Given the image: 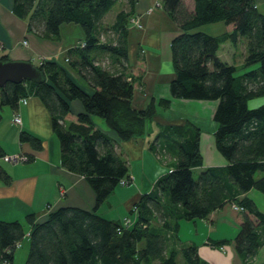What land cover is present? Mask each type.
<instances>
[{
  "label": "trees",
  "instance_id": "1",
  "mask_svg": "<svg viewBox=\"0 0 264 264\" xmlns=\"http://www.w3.org/2000/svg\"><path fill=\"white\" fill-rule=\"evenodd\" d=\"M119 1L13 0V12L28 20L29 32L59 39L62 24L75 22L83 27L85 39L68 50V62L35 63L43 74L41 82H8L1 87L0 120L4 107L17 109L22 99L39 97L51 114L62 166L83 175L96 194L91 210L62 206L39 222L29 215L33 227L25 264H207L196 244L174 246L179 222L207 218L228 202L245 210L234 243L243 260L252 262L264 243V212L245 195L252 188L264 193V104L249 106V100L264 96V13L256 0H195L194 10L183 0H161L181 29L171 43L175 70L171 95L218 100L216 145L229 163L202 168L194 176L195 169L203 166L200 129L195 127L192 138L185 134L179 141L174 167L135 203L131 210L135 221L125 226L97 212L123 179L131 181V175L116 138L95 124L93 117L104 120L121 140H128L145 132L146 121L156 110L154 101L146 108L133 106L128 35L134 0H127L129 8L120 10L112 24L104 23ZM216 22L232 24L234 29L218 35L201 30ZM240 38L247 47L244 66L257 67L237 75V67L223 61L218 50L224 41L236 43ZM4 49L0 42V51ZM10 59L7 53L0 55V60ZM71 69L92 92L73 79ZM73 100H80L84 111L66 123ZM161 104L168 105L169 100ZM20 141L37 150L44 147L43 139L28 130L21 131ZM6 155L0 145V158ZM27 158L30 162L35 156ZM0 176L6 183L11 181L2 167ZM24 237L21 221L0 220V263H13ZM226 242L215 240L213 245L219 248Z\"/></svg>",
  "mask_w": 264,
  "mask_h": 264
},
{
  "label": "crops",
  "instance_id": "2",
  "mask_svg": "<svg viewBox=\"0 0 264 264\" xmlns=\"http://www.w3.org/2000/svg\"><path fill=\"white\" fill-rule=\"evenodd\" d=\"M123 1L125 3L122 9H128V1ZM183 1L190 10H194L195 0ZM256 4L264 13V0H256ZM151 8L153 10L150 13ZM134 16L140 19L141 24L131 25L128 35V65L134 79L133 106L138 109L146 108L154 101L155 108H152L156 113L147 119L146 130L142 135L128 140H121L116 132L109 127L105 128L104 120L93 117L95 124L116 138L118 150L129 161L131 181L127 185L133 181L138 182L139 174L140 178L144 179L151 171H156V176L159 177L169 172L165 171L162 165L174 167L179 141L184 139L185 134L192 138L195 127L200 129V149L203 155V166L196 169L200 171L210 166H227L228 159L219 151L212 138V131L216 133L218 129L215 123L218 100L184 99L171 95L170 84L175 77L171 43L181 32L179 25L166 12L161 0H134L132 18ZM104 23L110 24L106 19ZM27 26L28 20L18 17L13 12V0H0V42L5 48L0 51V55L7 53L13 60H31L34 63H39L43 59L63 63L68 50L85 39L83 27L75 22L62 24L59 39L41 37L29 32ZM233 29L232 24L216 22L205 25L202 30L218 35ZM24 41L28 43L25 44ZM246 55L247 47L242 38L236 43L224 41L218 50V56L223 61L237 67V75L257 67L244 66ZM70 74L82 88L92 92L93 89L77 71L71 69ZM161 100H169V104L159 105ZM83 111V103L80 100H73L71 112L66 116L65 122L76 120ZM15 114L20 115L21 124L14 121ZM205 126H211V132ZM181 129H184V133L179 134ZM22 130H28L41 137L44 147L37 150L30 143H22L20 141ZM207 132L211 137L205 144L204 137L207 136ZM0 145L7 155L35 156L33 161L15 163L0 158L6 162L2 164L0 161V167L11 175L9 183L0 176V220H19L23 223L25 237L16 248L12 264H25L31 246V237L28 233L33 227L28 221L29 215L32 214L34 221L39 222L45 220L51 211L62 206L91 210L95 207L96 194L83 175L62 166L60 141L53 131L51 114L39 97L31 95L26 103H19L17 109L4 107L0 120ZM139 160L141 162L148 160L150 173L143 165L142 170L140 166H136L138 169L136 172L135 162L140 165ZM151 175L150 180H154L156 176ZM155 182L148 188L137 186L118 189L117 186L97 212L123 223L126 218L136 216L131 210L144 193L153 189ZM245 195L253 199L264 212L263 192L252 188ZM244 213L245 210L235 208L233 202H228L207 218L187 220V223L182 219L176 233L179 239L173 240L174 246L196 244L200 256L207 264H261L264 261V243L252 262L243 260L235 249L234 238L240 230ZM133 219L134 222L135 217ZM184 226L189 229L186 236H182ZM215 240L227 242L218 248L213 245Z\"/></svg>",
  "mask_w": 264,
  "mask_h": 264
},
{
  "label": "rangeland",
  "instance_id": "3",
  "mask_svg": "<svg viewBox=\"0 0 264 264\" xmlns=\"http://www.w3.org/2000/svg\"><path fill=\"white\" fill-rule=\"evenodd\" d=\"M123 3H125L123 0H120L119 2H117V4L109 11V13L107 14V16H106V22L108 23V22H110V24L112 23L111 21H114V19H115V17H116V14L124 7L123 6ZM205 26V25H204ZM204 26H202L201 27V30L203 29V27ZM211 27V26H210ZM238 72V71H237ZM262 104H264V97H262V96H260V97H255V98H253V99H251V100H249V106L251 107V108H254V106H256V107H258V106H260V105H262ZM214 121V120H213ZM215 122V121H214ZM216 124H217V126H218V122H215ZM104 126H105V128H108V126H107V124H106V122L104 121ZM205 128H207V130H210V132H211V126H205ZM210 128V129H209ZM206 135L207 136H205L204 137V142H205V144H206V142H207V140L209 139V137H211V134L209 133V132H207L206 133ZM212 138L214 139V141L216 142V135H215V132H213L212 131ZM208 154V153H207ZM1 161V163L2 164H6V162H4L3 160H0ZM140 161V160H139ZM135 163H137V164H135V167L136 166H140L141 167V170H142V165L143 166H145V169L147 170V172H149L150 173V164H149V162H148V160H146V161H144V162H139L140 163V165L138 164V162H135ZM166 164V163H165ZM130 165H131V163H130ZM163 167H165V171H170L171 170V168H172V166H170V165H162ZM130 170H131V168H130ZM136 172H138V169H137V167H136ZM152 174V175H151ZM198 174H199V171L196 169L195 170V172H194V176L195 177H198ZM150 175L152 176V177H155L156 176V171H154V172H152L151 171V173H150ZM150 175H148V177L147 178H140V174H139V178H138V182H135V181H133L132 183H130L129 185H126V186H124L123 187V185L122 184H119L118 185V189H121V188H125V187H133V188H137V186H140V187H143V186H147L146 188H148V187H150V186H152L153 185V183L156 181V179L159 177V175H157L155 178H154V180L153 179H151L150 180ZM258 176H260V173H258ZM135 214V213H134ZM136 215V214H135ZM132 217V216H131ZM130 217V218H131ZM135 217V216H134ZM134 217H132L131 219L132 220H134L133 218ZM184 223H187V220H185L184 221ZM155 224H158V221H155V223L153 224L154 226H156ZM188 230L189 229H187V227L186 226H184V229H183V234H182V236H186L187 234V232H188ZM229 248V247H228Z\"/></svg>",
  "mask_w": 264,
  "mask_h": 264
},
{
  "label": "water",
  "instance_id": "4",
  "mask_svg": "<svg viewBox=\"0 0 264 264\" xmlns=\"http://www.w3.org/2000/svg\"><path fill=\"white\" fill-rule=\"evenodd\" d=\"M39 83L43 74L31 60H0V88L8 82L21 83L23 81Z\"/></svg>",
  "mask_w": 264,
  "mask_h": 264
},
{
  "label": "built area",
  "instance_id": "5",
  "mask_svg": "<svg viewBox=\"0 0 264 264\" xmlns=\"http://www.w3.org/2000/svg\"><path fill=\"white\" fill-rule=\"evenodd\" d=\"M157 6H158V5H157ZM152 10H153V8H151V9L149 10V12L151 13ZM140 24H141V23H140V19H139L138 17L134 16V17L131 19V25H138V26H140ZM24 43L27 44L28 41H24ZM64 62H68V58H66ZM27 101H28V98H24V99H22V100L20 101V103H23V102L26 103ZM14 121H15L17 124H21V117H20L19 114H15V116H14ZM4 159H5L6 161H9V162L15 163V162H20V161H27L28 158H27V155H26V154H17V155H6V156L4 157ZM120 183H121L122 185H127V184L129 183V181L126 180V179H123ZM233 206H234L235 208H239V209L244 210L243 207L239 206V205L236 204V203H233ZM134 210H135V207H134ZM123 224H124L125 226H131V225L133 224V220H132L131 218H126V219L123 221ZM30 234H31V232L28 233V235H30ZM19 245H20V242L17 244V246H19ZM0 264H8V262H7V261H2Z\"/></svg>",
  "mask_w": 264,
  "mask_h": 264
}]
</instances>
